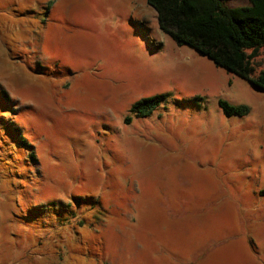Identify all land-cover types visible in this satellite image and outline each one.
Instances as JSON below:
<instances>
[{"label":"rangeland","instance_id":"rangeland-1","mask_svg":"<svg viewBox=\"0 0 264 264\" xmlns=\"http://www.w3.org/2000/svg\"><path fill=\"white\" fill-rule=\"evenodd\" d=\"M0 264H264V90L148 0H0Z\"/></svg>","mask_w":264,"mask_h":264},{"label":"trees","instance_id":"trees-1","mask_svg":"<svg viewBox=\"0 0 264 264\" xmlns=\"http://www.w3.org/2000/svg\"><path fill=\"white\" fill-rule=\"evenodd\" d=\"M226 0H148L160 29L178 44H188L210 57L218 66L247 79L264 90V68L254 60L264 51V0L230 7ZM164 95L143 98L132 111L148 116ZM227 115H244L246 105L220 100Z\"/></svg>","mask_w":264,"mask_h":264}]
</instances>
